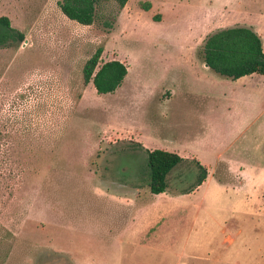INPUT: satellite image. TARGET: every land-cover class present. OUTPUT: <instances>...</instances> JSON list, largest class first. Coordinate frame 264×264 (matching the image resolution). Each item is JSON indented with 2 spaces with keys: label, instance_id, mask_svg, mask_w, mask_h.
Masks as SVG:
<instances>
[{
  "label": "rangeland",
  "instance_id": "374dc122",
  "mask_svg": "<svg viewBox=\"0 0 264 264\" xmlns=\"http://www.w3.org/2000/svg\"><path fill=\"white\" fill-rule=\"evenodd\" d=\"M59 1L0 0L23 34L0 46V264H264V76H221L201 51L234 25L264 47V0L108 2L90 25ZM98 47L128 67L112 93L83 80ZM134 142L207 177L181 193L188 159L153 194Z\"/></svg>",
  "mask_w": 264,
  "mask_h": 264
},
{
  "label": "trees",
  "instance_id": "16d2710c",
  "mask_svg": "<svg viewBox=\"0 0 264 264\" xmlns=\"http://www.w3.org/2000/svg\"><path fill=\"white\" fill-rule=\"evenodd\" d=\"M128 0H60L58 5L69 19L84 25L92 24L100 15L104 3L113 2L118 9ZM23 34L13 28L7 16H0V46L9 42L22 41ZM203 62L215 73L230 78L257 73L264 76V47L256 31L244 25L221 27L207 35L202 46ZM102 47L85 61L82 73L85 83L92 82L97 93H112L121 86L127 71V65L112 59L101 61ZM145 150V170L149 191L162 193L168 188L167 176L170 171L187 161L176 152L162 148L148 149L140 142H134ZM198 172L195 183L183 190L186 193L197 188L207 177L208 171L197 159L191 158Z\"/></svg>",
  "mask_w": 264,
  "mask_h": 264
},
{
  "label": "flooded vegetation",
  "instance_id": "af4514ba",
  "mask_svg": "<svg viewBox=\"0 0 264 264\" xmlns=\"http://www.w3.org/2000/svg\"><path fill=\"white\" fill-rule=\"evenodd\" d=\"M128 154L129 155H126V156H128L127 159L129 161H131L130 158H133V159L137 158L138 159L137 166L133 167V170H134L133 175H134V177H137L138 171H140V174L142 176V170H145V159H146L145 150L142 149V151H139V152L133 150V151H130V153L128 152ZM127 159L125 158L126 161H128ZM131 174H132V172L130 171V173H129V171H126L125 168L121 169V171H120L121 178L122 177L124 178L123 180H126L129 177V175L131 177Z\"/></svg>",
  "mask_w": 264,
  "mask_h": 264
},
{
  "label": "crops",
  "instance_id": "0c3cea01",
  "mask_svg": "<svg viewBox=\"0 0 264 264\" xmlns=\"http://www.w3.org/2000/svg\"><path fill=\"white\" fill-rule=\"evenodd\" d=\"M159 148H160V147H159ZM161 148H162V149H165V150H169V151H171L170 148H168L166 145H164V147H161ZM152 149H154V148H152ZM188 158L191 159L192 157H188ZM242 168H243V167H239V170L242 169ZM227 170H228V169H227ZM216 171H217V170H216ZM242 171H243V170H242ZM215 173H216V172H215ZM240 182H241V181H240ZM242 182H243V181H242ZM242 182H241V183H242ZM195 189H196V188H195Z\"/></svg>",
  "mask_w": 264,
  "mask_h": 264
},
{
  "label": "water",
  "instance_id": "95a60500",
  "mask_svg": "<svg viewBox=\"0 0 264 264\" xmlns=\"http://www.w3.org/2000/svg\"><path fill=\"white\" fill-rule=\"evenodd\" d=\"M204 65H205L206 67H208V64H207V63H204Z\"/></svg>",
  "mask_w": 264,
  "mask_h": 264
}]
</instances>
